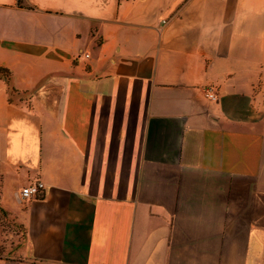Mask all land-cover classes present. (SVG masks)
<instances>
[{"label":"crops","instance_id":"crops-1","mask_svg":"<svg viewBox=\"0 0 264 264\" xmlns=\"http://www.w3.org/2000/svg\"><path fill=\"white\" fill-rule=\"evenodd\" d=\"M0 69V264H264V0H0Z\"/></svg>","mask_w":264,"mask_h":264},{"label":"rangeland","instance_id":"rangeland-1","mask_svg":"<svg viewBox=\"0 0 264 264\" xmlns=\"http://www.w3.org/2000/svg\"><path fill=\"white\" fill-rule=\"evenodd\" d=\"M0 212V254L12 255L23 240V232Z\"/></svg>","mask_w":264,"mask_h":264},{"label":"built area","instance_id":"built-area-1","mask_svg":"<svg viewBox=\"0 0 264 264\" xmlns=\"http://www.w3.org/2000/svg\"><path fill=\"white\" fill-rule=\"evenodd\" d=\"M207 97L208 99L213 100V101L217 99L216 95H214V93L212 92L208 93ZM45 191H46L45 184L41 181H37L22 189L21 198L23 200H28L32 198H40L43 196Z\"/></svg>","mask_w":264,"mask_h":264},{"label":"trees","instance_id":"trees-1","mask_svg":"<svg viewBox=\"0 0 264 264\" xmlns=\"http://www.w3.org/2000/svg\"><path fill=\"white\" fill-rule=\"evenodd\" d=\"M18 1L21 2V0H18ZM0 74L5 75L7 78L9 77V73L6 70L0 69ZM3 214L5 213L3 212Z\"/></svg>","mask_w":264,"mask_h":264}]
</instances>
